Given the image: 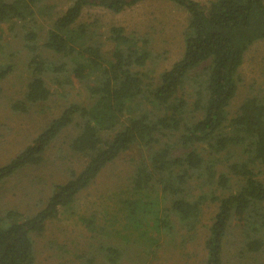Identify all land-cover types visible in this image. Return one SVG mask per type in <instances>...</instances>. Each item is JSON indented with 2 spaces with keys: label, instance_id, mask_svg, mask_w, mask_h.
I'll list each match as a JSON object with an SVG mask.
<instances>
[{
  "label": "trees",
  "instance_id": "trees-1",
  "mask_svg": "<svg viewBox=\"0 0 264 264\" xmlns=\"http://www.w3.org/2000/svg\"><path fill=\"white\" fill-rule=\"evenodd\" d=\"M45 1L0 0V27L13 21L30 23L25 41L33 57L25 102H45L50 96L44 74L51 68L33 45L40 16L50 21L41 47L71 63L70 74L88 83L93 103L89 108L71 104L51 120L0 167V183L25 167L39 165L46 148L75 119H79L78 130L68 146L84 160V166L78 173L70 170L68 180L55 186L46 206L33 217L20 221L14 212L0 217V264H34L32 235L40 234L48 221L57 218L60 208L71 205L102 169L133 145L157 146L132 178L136 192L155 190L168 204L154 227L172 229L170 217L174 216L189 233L198 222L200 205L207 200H190V182L216 183L225 193L230 189L231 179L222 173L215 176V164L205 162L200 150L213 155L231 150L235 161L227 165V171L237 185L222 198L210 197L218 203V211L204 244L206 264H221L222 239L233 218L248 234L245 249H262L264 184L259 169L264 165V98L245 99L232 118L227 108L236 94L235 77L245 52L264 41V0H214L206 6L193 0H71L55 18L51 16L56 7ZM149 1L171 3L187 15L182 56L156 80L143 71L151 58L146 40L117 26L104 38L97 20L78 23L86 10L117 15ZM104 39L113 45L108 60L102 53ZM55 68L64 71V64ZM11 70V66L2 67L0 80ZM148 99L157 106L156 113L140 108V102ZM6 219L17 222L4 227Z\"/></svg>",
  "mask_w": 264,
  "mask_h": 264
},
{
  "label": "rangeland",
  "instance_id": "rangeland-1",
  "mask_svg": "<svg viewBox=\"0 0 264 264\" xmlns=\"http://www.w3.org/2000/svg\"><path fill=\"white\" fill-rule=\"evenodd\" d=\"M193 1L206 6L214 0ZM45 2L56 7L52 18L71 5V0ZM94 19L104 38L111 27L117 26L148 42L151 58L143 71L154 80L182 56L187 15L171 3L143 2L117 15L90 9L83 12L78 23H90ZM36 23L39 32L33 45L51 72L44 74L50 96L45 102L35 104L26 103L24 99L33 57L25 41L26 27L30 23L13 21L0 27V69L12 68L11 73L0 80V167L28 146L68 106L77 104L89 108L93 103L86 90L88 83L79 82L70 74L71 63L41 47L50 21L38 16ZM112 48L104 39L102 53L106 60ZM62 64L64 71L55 68ZM235 84L236 94L227 108L229 118L245 99L264 98V41L254 43L245 52ZM140 106L157 112L151 99L140 102ZM78 123L79 119H75L46 148L39 165L25 167L0 183V217L7 212L18 214L20 221L33 217L46 206L55 186L68 180L70 170L81 171L84 160L68 146L77 133ZM156 148L133 145L102 169L71 205L60 208L57 218L48 221L40 234L31 237L34 264H206L204 244L218 211V203L210 197L222 198L227 191L236 188V179L227 171V165L235 161L234 156L231 150L216 155L200 150L205 162L215 164V176L222 173L231 179L230 189L225 193L216 183L190 182V200L199 197H207V200L200 205L198 222L189 233L174 216L170 217L172 229L154 227V220L161 216L163 207H168L167 202L155 190L136 192L133 189L132 178L137 167L142 162L147 164ZM259 170V179L264 184V165ZM13 222H17L16 219H6L2 225ZM245 231L239 221L234 218L229 221L221 243V264H264V247L258 252L245 249L248 235Z\"/></svg>",
  "mask_w": 264,
  "mask_h": 264
}]
</instances>
